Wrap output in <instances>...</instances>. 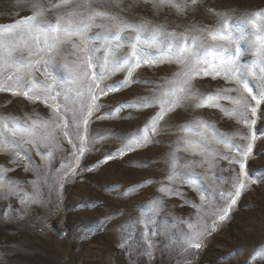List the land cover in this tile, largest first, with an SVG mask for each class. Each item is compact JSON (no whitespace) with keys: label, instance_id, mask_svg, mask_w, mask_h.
<instances>
[{"label":"rangeland","instance_id":"obj_1","mask_svg":"<svg viewBox=\"0 0 264 264\" xmlns=\"http://www.w3.org/2000/svg\"><path fill=\"white\" fill-rule=\"evenodd\" d=\"M175 3L180 4L183 11L169 3L154 6L153 0H71L68 5L61 4L60 0H0V25L32 16L41 8L44 11L37 21L48 23H55L57 16H66L70 11L84 17L92 12H107L122 21L144 26L140 47L145 55L167 56L168 46L172 45L175 51V45H183L186 37L189 43L186 55L194 62L192 45L199 46L202 40L211 42L202 29L214 30L229 17L231 23L246 13L264 9V0H197L196 5H192L191 0H175ZM34 4L39 7L34 8ZM58 4L59 7H53ZM95 25L89 28L88 35H99L101 39L93 43L102 47L109 30L116 31L115 22L107 17H96ZM156 30L168 35H160V42L153 46L150 41ZM171 33H175V37ZM136 35L130 30L122 32V36L132 39ZM130 51L129 46L120 49L121 54ZM73 53L71 44L62 46L57 55L59 66L53 69L57 81L67 76L63 64H71L77 56L84 55ZM252 58L249 52L242 56V61ZM184 70V65L175 59L154 65L142 64L134 73L136 83L102 96L97 101L101 107L88 125L89 135L98 139L92 144V150L81 158L78 175L61 178L67 171L62 164L74 162L73 143L78 142L69 143L71 136L64 135L65 131L71 132V127H56L62 123L59 117L54 124L50 123L46 132L39 129L46 135L51 134L50 140L42 141L39 147L22 143L19 156L11 146L7 150L0 148V169L5 170L4 179L0 181V264H264V255L257 254V250L264 253V181L257 179L242 192L229 219L203 238L200 249L186 250L185 236L192 231L188 225L198 221L197 209L192 203L201 204L200 193L187 183L167 179L173 153L182 163L193 162L184 170L198 174L207 201L200 214L211 219L209 209L216 203L214 197L223 189L233 190L232 177L239 175L238 164L230 165L228 160L215 154L237 155L235 150L229 152L216 142L221 135L232 137L235 144H246L240 136L255 133L246 172L257 177L264 174V103L257 108L255 117L249 111L248 118L256 120L249 129L237 116H226L220 108H197L196 100L184 101L160 122L153 142L97 164L126 143L127 137L143 129L160 110V105L125 107L114 116L106 114L126 101L162 95L176 78L175 74ZM92 71L99 69L94 67ZM125 75V72H117L105 83L115 84ZM35 76L45 81L40 72ZM191 85L205 96L235 87L222 78L203 75L195 77ZM62 91L68 98L65 100L62 95L57 103L61 109L66 105L68 111L66 114L61 111L59 116L71 125L73 109H78L80 103L75 92L67 87ZM248 99L255 106V101ZM49 103L9 91L0 92V119L18 120L28 125L33 120L51 121L53 110ZM219 103L224 108L235 107L228 100ZM198 120L210 125L201 129L204 137L181 130ZM186 135L204 139L207 147L198 149L196 154L182 147L177 151L181 137ZM213 149L215 152L211 151ZM47 152L52 155L45 156ZM221 176L225 179L221 180ZM162 186L178 190L183 196L163 192ZM124 191L127 195L119 194ZM33 196L38 202H30Z\"/></svg>","mask_w":264,"mask_h":264},{"label":"snow or ice","instance_id":"obj_2","mask_svg":"<svg viewBox=\"0 0 264 264\" xmlns=\"http://www.w3.org/2000/svg\"><path fill=\"white\" fill-rule=\"evenodd\" d=\"M60 3L68 5L71 0H60ZM165 3L172 4L178 11H183L182 6L175 3V0H153L154 6ZM191 3L196 5L197 0H191ZM59 6V4L53 5V7ZM33 7L38 8L39 5L34 4ZM43 11L41 8L32 16L24 17L11 24L0 25V92L9 91L13 95H23L32 100L44 99L46 103L50 101L49 107L53 110V118L51 121L33 120L31 125L22 124L18 120L9 122L6 119H0V148L7 150L11 146L17 150V156H19L22 143L39 147L42 141L50 140L51 134L46 135L45 132L50 123L54 124L56 118L59 117L62 123L56 124V127L65 129L71 127V132L65 131L64 135L65 137L71 136L69 143L78 142L73 143L74 162L62 164V167L67 171L62 174L61 178L78 175L77 169L81 158L92 150V144L98 139L90 136L88 132L90 118L101 107L97 101L102 96L136 83L134 73L142 64L154 65L165 61L171 62L173 59L177 63H182L185 70L175 74L176 78L170 82L171 86L162 95L126 101L117 105L113 112L106 114L114 116L125 107L145 108L157 103L160 105V110L150 118L143 129L138 130L135 135L127 137L126 143L117 151L108 153L104 160L98 161L97 164L107 163L108 160L122 157L127 152L145 147L153 142L155 135L158 134L157 126L164 120L167 113L190 99L197 101L195 103L197 108L217 107L226 116H237L249 129L255 125L256 120L249 119L248 113L250 111L251 116L255 117L257 108L264 103V9L246 13L242 18L231 23L229 17L214 30L202 29L207 32L211 42L202 40L199 46L192 45L194 62L186 55L189 47L186 37L183 45H175V51H173V46L169 45L166 49L167 56L149 57L140 47V33L145 31L142 24L136 25L122 21L119 17L107 12H92L84 17L76 11H70L66 16H57L55 23L37 21V17L41 16ZM77 16L80 18H76ZM96 17H107L115 22L116 31L109 30L108 35L103 38L105 42L102 47L93 43L94 40L101 39L99 35L95 37L88 35L89 28L96 26ZM129 30L137 33L135 39L122 36V32ZM160 35L168 34L156 30L150 41L153 46L160 42L158 40ZM170 35L175 37V33ZM65 44H71L74 55L76 52L84 53V55L77 56L71 64H63L62 68L66 70L67 76L64 80L57 81L53 69L59 66L57 55ZM123 46H129L131 51L121 54L120 49ZM24 52L27 53L26 56ZM249 52L253 58L250 61H242V56ZM94 67L99 71H92ZM36 72H40L45 77V81L39 80L35 76ZM117 72L126 73L123 80L115 84L105 83ZM200 75L211 76L213 79L222 78L226 82L234 84L235 87L220 89L205 96L194 90L191 85V81ZM64 87L75 92V97L80 103L78 109H73L71 125L64 121L62 116H59L61 111H64L65 114L68 111L66 105L61 109V105L57 103L58 98L62 95L65 100L68 98L67 93L62 91ZM254 88L255 94L253 93ZM230 93L237 94L231 95ZM249 97L255 101V106L249 103ZM220 100H228L235 107L224 108L220 105ZM209 126L206 122L198 120L183 126L181 130L186 134L194 132L196 136L204 137L205 134L201 129ZM39 129H44L45 132H41ZM9 136L11 139L8 138ZM17 137L20 139L17 140ZM240 138L247 143L235 144L232 137L224 135H221L220 139L216 141L218 144H223L229 152L235 150L237 153L235 156L220 155L218 152L215 154L220 159L228 160L230 165L238 164L239 175L232 177L231 187L234 191L223 189L219 191L218 196L214 197L216 203L209 209L211 219L200 214L207 201L205 189L200 186L198 174L184 170L189 168L193 162L182 163L174 153L172 155L167 179L170 182L179 180L182 183H187L200 193L201 204L192 203V206L197 209L198 221L190 222L188 225L192 231L185 236L186 250L200 249L203 246V238L216 231L224 221L229 219L242 192L257 179L264 181V174L257 177L246 172V161L253 152L255 133L250 136L241 135ZM181 147L183 150L196 154L198 149L206 148L207 144L204 139L196 140L192 139L190 135H186L181 137L177 151ZM211 151L215 152L214 149ZM44 155L51 156L52 153L47 152ZM25 158H28L31 163L27 153H25ZM213 163L214 161L209 162V166L211 167ZM85 170L90 171L91 169ZM3 171L5 170L0 169V181L4 179ZM219 178L225 179L222 176ZM151 182L146 181L145 183ZM60 186L62 187V184ZM160 190L171 195L183 196V193L167 186H162ZM127 191L119 194L127 195ZM220 200H224V203H219ZM21 202L25 203L24 199ZM30 202H38L36 196L31 197ZM185 202L188 201L185 200ZM139 222L137 221V223ZM257 254L264 255L260 250H257Z\"/></svg>","mask_w":264,"mask_h":264},{"label":"bare ground","instance_id":"obj_3","mask_svg":"<svg viewBox=\"0 0 264 264\" xmlns=\"http://www.w3.org/2000/svg\"><path fill=\"white\" fill-rule=\"evenodd\" d=\"M160 128V127H159ZM240 132V131H239ZM239 134V133H238Z\"/></svg>","mask_w":264,"mask_h":264}]
</instances>
